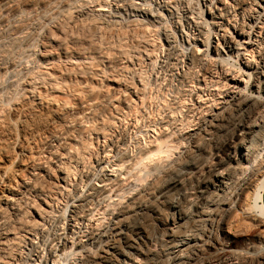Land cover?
Returning <instances> with one entry per match:
<instances>
[{"label":"bare ground","instance_id":"obj_1","mask_svg":"<svg viewBox=\"0 0 264 264\" xmlns=\"http://www.w3.org/2000/svg\"><path fill=\"white\" fill-rule=\"evenodd\" d=\"M125 1L117 13L156 25L164 47L154 61L143 35L158 82L131 93L146 143L127 151L133 123L107 114L111 93L134 108L119 77L105 91L26 81L30 105L0 117V264H264V233L247 234L264 229V0Z\"/></svg>","mask_w":264,"mask_h":264},{"label":"rangeland","instance_id":"obj_2","mask_svg":"<svg viewBox=\"0 0 264 264\" xmlns=\"http://www.w3.org/2000/svg\"><path fill=\"white\" fill-rule=\"evenodd\" d=\"M121 2L122 4H125L128 1L125 0L123 1L121 0H0V67L6 64L8 66L7 69H9V70L6 69L7 75L5 74L4 69L2 68L0 69V76L1 74H4L0 77V82H2L4 87V88L2 87L3 89H1L2 91H0L1 94L0 117L3 115L6 116L11 114V111L15 112V110L19 107L22 106L26 107L28 106V104L30 105L26 95L27 94L26 90H28L30 87H31L30 89H32L33 88L32 86H34L35 83L37 84L36 86H38L41 83H42L41 85L46 86L48 82L49 83L47 84V86L51 85V83L61 85V82L67 79L66 83L67 82H69L70 84L72 83L70 86H72L73 88L76 86L77 88H79L78 90L84 89L85 91L86 90L85 87L89 86V84L91 85L93 83L92 84L93 86H95L96 84H97L96 86H98L99 84L100 86H103L106 83L108 84L107 82L108 79H111L112 77L118 79L119 77L120 79L118 80H121L119 81L120 83L119 89H121L119 90V92L121 93L120 96L121 95L124 96L127 95L128 93L129 94L133 93L135 91V90L133 91V89L139 88L141 86L142 83L141 81L147 78L144 80V82H146L149 80L148 78L151 76L150 77V79L152 80L151 83L156 89L158 86V82L156 79L157 72H155L154 70L155 75H152L153 71L151 72L148 68L146 69L145 67L146 65L145 62H147L148 57H146L145 55L146 54L144 50L145 46L142 40L144 39V36L147 35L150 41L153 42L156 41L157 43H159V50H156L159 52L153 53L154 55L153 60L158 62L160 59H162L164 56L163 55L164 47L161 45L162 42L160 38L156 36L158 35L156 34L158 33L157 26L152 23L148 24L146 23V21L139 22L140 20H136L135 18L133 22L132 16L126 15L125 12L123 11H122L123 15L122 13L121 14L117 13V8L114 6H117ZM97 3H99V5H102V7H106L107 11H94L96 7H99ZM182 7L184 9L186 8V5L185 7L181 6V9ZM115 11L116 13H114ZM100 12L102 14H99ZM111 13L112 15L114 14L113 17ZM127 16L128 18H126ZM121 17H125L126 19L123 18L124 19L123 20ZM127 19L132 22H129ZM152 25H154V27ZM69 45L70 47L73 46V48H70ZM161 46L163 47L162 49ZM63 47L65 48L63 49ZM49 49L52 50L53 53L55 52V54L59 53V51H65V49L66 50L75 49V50L83 51V53H85L83 55L85 56L80 57V59L71 57V58H67L68 59L67 60L66 58L62 57L60 59L62 61H60L59 58H56L57 60L55 59V60L46 61L44 60L42 55ZM157 55L161 56L160 58H158L159 60L156 59ZM39 62L41 65L39 64ZM38 64L40 66H38ZM70 64L71 66H74L73 70L70 68L71 67ZM51 65L56 66L54 67L57 70L56 78L57 77L58 78L57 79L55 78L57 81H55V79L52 81L50 79L45 78L46 81L44 80L43 83L42 79H44V76L42 75L43 74L45 75L44 72L46 70H49ZM65 65L69 67V69ZM65 68L67 70H65ZM59 69L61 71H59ZM63 69L65 70V72ZM8 71H10L9 72L10 74L7 73ZM70 71H72V73ZM66 72H69V74L71 75L65 74ZM60 73L65 74L66 77L64 75H58ZM73 73L76 75L73 76ZM79 74H81V76H83L82 74L86 76L84 78V76L81 77ZM60 76H62V78ZM143 76L144 78L142 79ZM40 77L43 78L41 79ZM73 77H76L77 79L76 78L74 79ZM107 77L108 79H106ZM37 79H39L40 82L37 83ZM40 79L42 80V82ZM73 79L74 81L72 82L71 80ZM28 80L33 81L32 83L31 82L30 83L34 85L31 84L30 86L27 85L28 82L26 81ZM78 80L81 81V83ZM83 83H88V84L87 85L84 84L83 85L84 88H82L83 86H81L80 84ZM62 84H65V82H63ZM107 84L106 86L102 87L103 89L100 86H98V88L100 87V89L105 91L107 89ZM131 84L132 87L133 85L136 86H134L133 88L130 87L129 89V86ZM66 86L68 87L69 84H66L65 87L64 86L62 87L66 88ZM72 87H69L70 89L66 88V92L68 93V91L71 90ZM23 88H25L26 90ZM47 89L50 90L49 88ZM76 89H72V92ZM153 92L155 94L156 91L153 90ZM111 95L113 98L112 100H114L113 102L116 105L114 106L113 104V106H111V109L107 112V114L109 115L110 113L111 114L110 117L114 118L113 119L114 121L120 120L121 123L127 121L130 118L129 121L130 120L131 121L130 122L127 121L125 125L127 124L130 125L131 122L133 123L131 125H134V127L130 126L132 133L130 129L127 130L126 133L127 134L126 137H128L127 138L128 141L126 142V147H127L126 149L127 151L130 150L129 152H133L135 151V146H137V144L143 145L146 143L145 141L147 140V139L145 140L146 133L144 131L146 130V127L144 124L145 123L144 118L140 115L134 114L136 113L135 111L140 109L141 106V105L140 106L136 105L139 106L136 107L135 104H139V103L141 104V101H139L140 99L136 98L134 95L131 94L132 95L131 97L134 98V100L132 98H131L132 100L130 99L131 105L133 104L132 106L134 107V108L131 107L132 109L131 110L130 107H126L127 104H130L129 100H128L129 103L126 101L127 104L126 102L125 104L124 102L118 103L115 102V98L117 97V96L115 97V95H117V93L114 95L111 93ZM164 98L166 100L167 98L170 99L171 94H167ZM117 105L124 107L123 108L124 110ZM116 109H118L117 113L121 111L120 112L121 116L123 115L122 118L120 116V113L119 114L116 113ZM126 109H128V111L130 112H128ZM111 111L114 113L115 116L112 115L113 113H111ZM126 111L130 114L132 112L133 115H136L137 117L135 116L136 118H134L133 115H129V114L126 115ZM123 112L126 116L123 114ZM116 116L117 117L120 116L119 118L121 119L116 118ZM128 116L129 118H126ZM138 116H140V119ZM122 119L125 120L122 121ZM31 122L32 121H30V123L28 122V124H31ZM117 124L116 127L118 128L119 126ZM134 143L137 144L135 145ZM86 155L87 154L84 155L83 158L84 160L82 161V163L85 162L88 164L89 162L87 161H89V158L88 155L86 158ZM68 162L69 161L67 160V163ZM70 163L71 162H69L68 165L74 164V163L72 164ZM85 163L83 164L86 165ZM71 167L74 166L72 165ZM136 167H141V165H136ZM73 170L75 171L76 169ZM261 200L262 203L264 197ZM261 230H263V232ZM247 232H248L247 234L249 233L263 234L264 229L263 227L259 228V226L253 225L252 227L250 226L247 228Z\"/></svg>","mask_w":264,"mask_h":264}]
</instances>
